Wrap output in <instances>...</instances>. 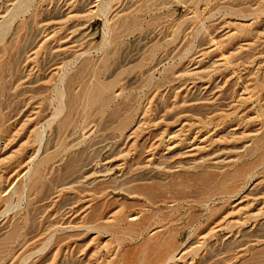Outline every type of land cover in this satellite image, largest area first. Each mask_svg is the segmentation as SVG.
Here are the masks:
<instances>
[{
	"label": "rangeland",
	"instance_id": "1",
	"mask_svg": "<svg viewBox=\"0 0 264 264\" xmlns=\"http://www.w3.org/2000/svg\"><path fill=\"white\" fill-rule=\"evenodd\" d=\"M0 264H264V0H0Z\"/></svg>",
	"mask_w": 264,
	"mask_h": 264
}]
</instances>
